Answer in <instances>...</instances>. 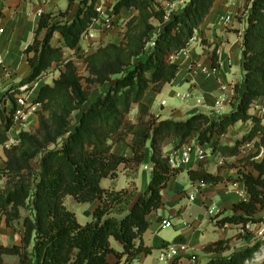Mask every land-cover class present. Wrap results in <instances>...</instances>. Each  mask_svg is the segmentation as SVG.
<instances>
[{"label": "trees", "instance_id": "obj_1", "mask_svg": "<svg viewBox=\"0 0 264 264\" xmlns=\"http://www.w3.org/2000/svg\"><path fill=\"white\" fill-rule=\"evenodd\" d=\"M216 1L187 0L180 11L166 19L164 8L149 0H116L113 14L126 9L136 15L127 22L120 44L108 43L86 56L85 78L79 76L71 61L64 59L63 53L64 47L77 48L80 36L96 16L97 0H66L65 13L76 7L70 21L53 22L46 13L39 16L33 40L24 50L28 76L2 97L11 102L12 109H0V146L7 142L13 125L15 96L23 93L19 88L27 85L24 92L30 91L29 86L51 69L59 75L52 84L41 86L32 102L41 107L37 128L20 131L19 144L5 150V167L0 170V180H4L0 226L16 231L20 244L0 243V264L5 256L16 257L17 264H132L140 254H150L151 248L142 243L148 217L161 207V191L180 170L169 168L163 159L162 148L173 141H178V148L195 138L202 145H210V156L221 159L238 157L241 148L253 143L256 152L239 158L244 166L238 173L239 180L248 199L235 203L232 214L217 223L260 222L256 216L264 214V125L249 110L264 100V0L244 3V87L231 102L228 115L210 118L194 114L184 121L159 120L142 102L147 92L159 93L174 80L179 67L172 58L187 47ZM55 34L59 46L51 44ZM212 67L218 68L215 52ZM91 88L99 90L92 100ZM239 90L237 86L236 93ZM133 105L139 112L135 125L128 120ZM76 112L79 116L72 122ZM239 122H250L249 131L233 146L219 144L228 129ZM129 137L130 156L116 154L112 140L118 144ZM34 160H38L37 168L32 166ZM147 162L152 164L151 176L141 194L101 186L102 180L115 179L122 165L123 170L132 167L133 184L137 168ZM204 163L187 172L190 181L204 185L221 182V177L206 172ZM66 197L78 204L98 202L91 221L80 224L64 205ZM112 241L120 246L119 250ZM256 250L231 252L229 240L203 248L217 255L206 264H245ZM170 264H178L177 259Z\"/></svg>", "mask_w": 264, "mask_h": 264}, {"label": "crops", "instance_id": "obj_2", "mask_svg": "<svg viewBox=\"0 0 264 264\" xmlns=\"http://www.w3.org/2000/svg\"><path fill=\"white\" fill-rule=\"evenodd\" d=\"M58 1L60 0H0V11L3 14L0 18L1 110L4 109L9 112L12 109L11 102L2 98L6 90L13 85L18 86L28 76L29 67L24 50L33 40L39 15L51 13L57 5L59 6ZM236 4V0L235 5L234 2L231 3L228 0H217L204 22L195 31V42L189 45L187 57L178 56L173 61L179 67L174 80L170 84L165 85L159 93L150 91L146 93L142 102L155 118L159 120L184 121L187 117L194 114H204L214 118L215 116L209 110L198 107L195 103L196 100H202V104L210 108L216 98L222 94L226 97V107L223 114L228 115L231 112L230 101L234 98L232 87L236 81L243 77L240 44L247 25L246 19L241 22L236 20L235 16L239 9ZM123 11H126V9L120 11V17ZM226 18H229L228 22H226ZM211 52L216 53L218 68H216L214 76L208 78L196 68V65L211 67ZM222 86H225V91H222ZM37 91H33L35 96ZM176 94H189L190 99L186 103L179 100L180 106L178 107L174 106L164 109L167 106L166 101L163 98L159 100V97L171 95L173 98L174 95L176 97ZM162 102L165 103L163 107L161 106ZM31 111H33L32 108L27 116L28 128L24 131H34L37 128V118ZM138 117V106L133 105L129 113L131 124L135 125ZM230 128L228 131L231 130ZM18 134L19 131L11 129L7 133V142L0 146V170L5 167V150L13 147V142L19 140ZM130 140H127L126 143L129 144ZM177 145L178 141L170 142L162 148V154H169ZM208 147L211 150L210 145ZM117 149H119L118 152L114 150L116 154L126 158L130 156L127 144H123ZM225 160L219 158L217 164L221 165ZM210 166L204 165L206 172L222 178V181L216 185H204L198 181H190L187 172L196 170V167L182 168L168 181L166 187L161 191L162 205L149 215V226L142 236L143 245L151 248V253L147 255L140 254L132 264H166L161 258L168 247H173L177 251L175 259H177L178 264H206L217 255L206 253L203 248L220 240H229L231 252L245 249V247H241L239 242H235L233 238L237 234L235 225L226 224L219 226L217 223L223 217L231 215L233 205L239 202L235 191L244 190L238 175L239 171L243 172V170H240V168L236 170H211ZM119 170H123V165L119 167ZM182 174H186L188 177L189 195L185 194L182 184L178 182V178ZM119 175L123 177L126 188L128 183L126 177L121 172ZM116 179L114 181L104 179L101 181V185L106 189L110 185L109 183L114 182L119 189L124 188L118 185ZM138 179V175H136L135 183ZM149 179L143 173L139 179L141 188L136 183L138 194L145 190ZM3 186L4 180H0V190H2ZM191 196L194 198L193 201L190 200ZM182 197L187 199H182ZM212 201L214 202L208 207L207 204ZM64 205L75 214L77 221L84 225L91 221L92 212L98 202L78 204L73 198L66 197ZM79 205L81 208L76 209V206L79 207ZM89 205H93V208L90 209ZM212 207L216 208L215 216L208 214ZM86 213L89 215H86ZM201 213L203 214L202 218L200 217ZM206 218L208 221L207 228L201 231V227L204 225L203 219ZM162 220H170L174 226L173 231L163 233L164 230L169 228H161ZM15 227L20 230L19 224H16ZM0 243L4 246L19 245L20 236L16 231L1 224ZM112 246L116 250L120 249V246L114 241H112ZM108 258L109 260L113 259L112 256ZM3 261L17 264L16 257L5 256Z\"/></svg>", "mask_w": 264, "mask_h": 264}, {"label": "rangeland", "instance_id": "obj_3", "mask_svg": "<svg viewBox=\"0 0 264 264\" xmlns=\"http://www.w3.org/2000/svg\"><path fill=\"white\" fill-rule=\"evenodd\" d=\"M149 1L153 2L154 4L156 3V4H159L160 6H162L164 8V10H165L167 19L171 16V14L180 11L184 7L186 2H187V0H184V3L181 4V3H176V2H178L180 0H149ZM228 1L231 2V3L234 2V5H235V0H228ZM236 1H237V4H236L237 6L236 7L239 8V9L237 11V14H236L235 18H236L237 21L241 22L242 20H245V16L243 15V9H244V3L246 2V0H236ZM238 2H240V4H238ZM58 3H59V6L57 5L52 10V12L49 13L50 16H51V20L53 22L70 21L71 18L73 17V15H74V13H75V8L76 7H74L72 10H70L68 13H65L66 12L65 9H66V6H67L66 0H60V1H58ZM134 15H136V13L134 11H132V10L123 11V13L121 14V17L119 15L118 20L115 21L112 24L113 28H112L111 32L106 34L105 36H103V40L102 39L100 40L99 38H101V37L97 35V42L95 43L96 48H98L100 46H104V45H106L108 43L120 44L122 42V40H123V36H124L125 31H126V24L132 18V16H134ZM153 23H154L155 26H158V24L155 23V21ZM156 29H158V28H156ZM193 36L195 38V32H194ZM98 40H100V41L98 42ZM193 42H195V40ZM193 42H190V44L193 43ZM51 44L54 45V46L55 45L59 46L60 41H59V37H58L57 34H55L53 36V38L51 40ZM210 56H211L210 59L212 60V52L210 53ZM63 57H64V59L72 60L71 62L76 67L79 76H81L82 78L87 77V69H86V62H85V58L86 57L85 56L80 55L76 51L74 52V51L65 50L64 53H63ZM58 75H59V72L57 70L51 69L38 82H35L34 84H31L29 86L30 88H32L30 91L24 92L25 89H23V91H22L23 93L21 95L24 96L27 106L33 107V111H31V112H32L33 115L36 116V118H37V112L40 111L41 107L39 105H33L32 106V102H33V100L35 98V92L33 93V91L34 90L35 91L38 90L43 85L52 84V82L58 77ZM242 81L243 80H242V77H241V79H239V81H236L235 84L233 85V87H232L233 89L232 90H233V93H234V96H233L234 98L230 101V103L232 101H234V99L237 96H240V93L243 91V87L244 86H243V82ZM82 84H83V87L85 88L86 87V83H84L83 80H82ZM14 86L15 85H13V86H11L9 88H12ZM237 86H240L239 93H236V91H235V88ZM176 93H179V92H176ZM98 94H99V90L98 89L91 88V90H90V100L95 98ZM16 95L18 96L20 94H16ZM162 98L166 101V104H167V106H165L164 109H167V107H174V106L178 107V106H180L179 99L177 97H175V95H174L173 98H172L171 95H163V96L159 97V100H161ZM186 102L187 101H185V103ZM78 116H79V114L77 112L74 113L73 117H72V122L77 120ZM189 117H187V118H189ZM128 120H129V115H128ZM261 121H262V124L264 125V118H261ZM250 127H251V123L250 122H246V123L239 122V123L235 124L233 127L230 128L231 130L228 131L223 138H221L219 144L227 145V146H233V144L237 140H240L241 137L249 131ZM25 129H27V128H25ZM29 132H32V130L29 131ZM130 139H131V137H129L127 140H130ZM112 141H113V151L116 150L118 152V150L120 148L119 149H117V148L119 146L123 145V144H127L128 145V143H126V141L122 142V143H118V144L116 142H114L115 139L112 140ZM129 143H130V141H129ZM252 146H254L253 143L251 145H248V146H245V147L241 148L240 156L227 158L224 161V163L221 164V165L217 164L219 157H216V156H218V155L209 156L207 158V161H205L206 163H204V164L205 165H209V166L211 165L210 166L212 168L211 170H236L238 168H240V170L243 168L242 170H244L243 163L240 161V159L245 157V156H247L248 154H252V153L256 152V148H254ZM259 157H257L256 160H258ZM37 165H38V160H34L32 162V166L34 168H37ZM146 165L149 167L148 171H144L143 170L144 164L137 168V173L138 174L136 173V175H138L139 179L141 178L143 173H145L146 176L150 178V173H151V170H152V164L150 162H147ZM197 167H198V165L196 166V168ZM131 170H132V167L131 168L127 167L126 170H121V171L119 170L118 173H117V177H116L117 179L115 178L117 183H118V185L119 186L121 185L124 188H122V189L120 188L119 189V187H117V185L114 182H112V183H109L110 185H108L106 189H108V190H112L113 189V190H117V191L128 189V190H135L136 193H137L136 183H137L138 187H140V188H141V183H140L139 179L135 183V180H136V178H135L134 183L132 184V181H131L132 173H130V172H132ZM120 172L123 173L124 177H126V179L128 181L126 188L124 186L125 182L123 180V177L120 176V175L118 176V174ZM136 175H135V177H136ZM115 179H112V181H114ZM178 182L182 184L183 191L185 192V194L189 195L190 194V191L188 189L189 188V180H188L187 175L186 174H182L178 178ZM182 199H187V198H183L182 197ZM213 202L214 201L209 202L207 204L208 207H210ZM89 206H90L89 207L90 209L93 208V205H89ZM80 208H81L80 205H79V207L76 206V209H80ZM202 215L203 214L201 213L200 214L201 218H202ZM256 219L260 220L261 228L264 230V214H262V213L258 214L256 216ZM203 220H204V222H203L204 225H202L201 231L206 230L207 225H208L207 224V222H208L207 218L203 219ZM173 229H174V226L170 227L167 230H164L163 233H169L170 231H173ZM235 230L237 232V234L234 235V237H233L235 239V242H237V243L239 242L241 247H245V249L254 248L255 247V248H257V251H258V248H259L261 243L257 242L256 239L251 237L252 233H246V234H244L246 236H244L243 234L238 233L237 229H235ZM3 264H12V263L10 261H7V262L3 261Z\"/></svg>", "mask_w": 264, "mask_h": 264}, {"label": "built area", "instance_id": "obj_4", "mask_svg": "<svg viewBox=\"0 0 264 264\" xmlns=\"http://www.w3.org/2000/svg\"><path fill=\"white\" fill-rule=\"evenodd\" d=\"M115 2L116 0H97L96 4L94 5V12L96 16L92 18L87 30L80 36L77 48L74 50H69L68 48L64 47V51L65 50L74 51V52L76 51L80 55H83L85 57L96 51L99 48V47L96 48L95 46V43L97 42V35L101 37L99 38L100 40L101 39L103 40V36L111 32L113 28L112 24L115 21H117L119 18L120 13L118 15L113 14ZM176 3L183 4L184 0H180ZM228 21L229 18H226V22ZM100 40H98V42ZM194 40L195 38L193 36L190 42H193ZM189 44L178 55L174 56L172 58V61L176 60L178 56H182L186 58L188 55L187 50ZM67 60L72 61L70 59ZM0 66H2L1 60H0ZM196 68L200 70L203 74H205V76L208 78L214 76V73L216 71V68H213L212 66L205 67L201 65H196ZM26 87L27 86L25 85L19 89L23 91V89H25ZM221 89L222 91H225L226 88L225 86H222ZM176 97L183 102L188 101L190 99L189 94H176ZM164 105L165 103L162 102L161 106L163 107ZM195 105L209 110V112L215 117L222 116L224 115L223 111L226 107V97L223 94L217 97L210 108L202 104V100H196ZM30 108L33 109V107L31 106H27L23 95L20 94L18 96L17 95L15 96V108L13 110V113L11 114L12 124H13L11 129L20 132L26 130L25 128H28L27 116ZM249 114L257 118H264V100H261L260 102L253 104L250 107ZM17 144H19V140L13 142L14 146ZM210 152L211 150L208 147V145H202L199 142H197L195 139H190L185 143H183L178 148L171 150L169 154L163 155V159L166 161L169 168L176 170L185 167H196L197 165L204 163L207 160V158L210 156ZM143 169L145 171H148L149 167L146 164H144ZM235 194L239 199V202H244L247 201L248 199V194L245 188L244 190H236ZM190 200L193 201L194 198L191 196ZM215 213H216L215 207L210 208V210L208 211V214L210 216H215L214 215ZM170 227H173V224L170 220L161 221V228H170ZM235 228L238 230V233L243 235L246 233H252L251 237L256 239L257 242L261 243L258 248V251L256 250L253 253L252 257L247 261H245V264H264V230L261 228L260 222L258 223L248 222L246 224L235 225ZM176 256H177V251L175 250V248L168 247L166 248V251L162 255L161 259L164 260L165 263L170 264L175 260Z\"/></svg>", "mask_w": 264, "mask_h": 264}]
</instances>
